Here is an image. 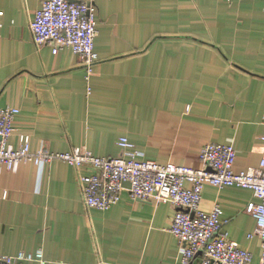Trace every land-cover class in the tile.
<instances>
[{
    "label": "crops",
    "instance_id": "1",
    "mask_svg": "<svg viewBox=\"0 0 264 264\" xmlns=\"http://www.w3.org/2000/svg\"><path fill=\"white\" fill-rule=\"evenodd\" d=\"M45 0H0V108L19 109L9 143L51 152L80 146L203 168L210 142L233 144L235 171L257 168L264 147V0H91L98 61L90 81L70 48L37 47L31 22ZM80 2L85 0H72ZM89 88L91 92H89ZM85 172V171H83ZM251 189L206 183L201 209H223V231L260 264L249 238ZM176 207L134 200L85 205L79 171L55 160L0 173V254L43 249L46 264H183L171 232Z\"/></svg>",
    "mask_w": 264,
    "mask_h": 264
},
{
    "label": "built area",
    "instance_id": "2",
    "mask_svg": "<svg viewBox=\"0 0 264 264\" xmlns=\"http://www.w3.org/2000/svg\"><path fill=\"white\" fill-rule=\"evenodd\" d=\"M30 26L37 47L51 45L55 54L65 48L72 49L90 81L98 61L95 51L98 21L93 1L45 0ZM18 114L17 108H0V173L4 170L16 172L22 163L34 162L43 166L60 160L79 171V183L88 208L107 210L120 201L125 190L134 200L169 201L176 207L170 230L178 239L183 264L251 263L252 253L223 231L221 205L216 204L210 212L201 209L206 183L221 188L251 189L259 201L250 202L246 208L256 219L255 231L249 238L260 237V264H264V147L259 166L239 172L234 169V145L217 142L207 143L201 149V169L141 160L135 145L126 137L118 142L126 149L124 155L118 157L95 156L84 146L64 153L51 152L44 145L32 151L28 135L21 136L20 147L15 149L9 139ZM262 138L264 141V135ZM0 264H46V259L43 249H38L34 253L20 252L15 256L0 254Z\"/></svg>",
    "mask_w": 264,
    "mask_h": 264
},
{
    "label": "water",
    "instance_id": "3",
    "mask_svg": "<svg viewBox=\"0 0 264 264\" xmlns=\"http://www.w3.org/2000/svg\"><path fill=\"white\" fill-rule=\"evenodd\" d=\"M71 1H72V0H71ZM72 2H74V1H72ZM125 185H126V186H128V187L130 186V184H129V183H126Z\"/></svg>",
    "mask_w": 264,
    "mask_h": 264
}]
</instances>
